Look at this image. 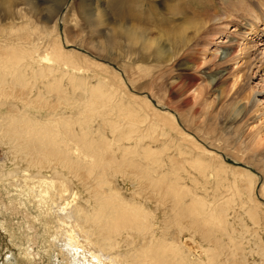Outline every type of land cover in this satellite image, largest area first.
Returning <instances> with one entry per match:
<instances>
[{
	"label": "bare ground",
	"instance_id": "bare-ground-1",
	"mask_svg": "<svg viewBox=\"0 0 264 264\" xmlns=\"http://www.w3.org/2000/svg\"><path fill=\"white\" fill-rule=\"evenodd\" d=\"M60 1L52 0L51 6L40 8L33 0H24L33 19L24 15L23 26L0 28V148L4 157L0 161L1 231L11 241L13 229L7 228L4 216L7 214L10 222L18 216L17 222L23 229L21 240L26 247H19L17 256L35 264H47L43 259L52 251L63 264H218L220 256L210 255L212 248L204 252L195 246L192 253L197 250L208 260L198 254L195 259L192 256L191 263L187 262V249L177 245L166 247L164 235L175 225L182 236L184 230H190L200 233L202 241H208L210 230L216 227L232 240L225 222L230 203L219 202L216 197L218 200L211 204L215 196L210 194L212 189L225 186V179L218 176L223 170L213 166L208 173L200 164L203 156L195 155L189 147L191 142L187 141L185 150L179 141L169 138L176 144L178 158L187 155V196L179 189L176 191L178 184L167 181L168 172L163 166L174 161L168 153L171 148L163 142L154 152L141 145L140 138L149 129L166 132L169 127L148 121L149 106L132 96L133 84L145 78L149 69L132 66L127 60L133 56L139 63H166L174 53L187 54L195 46L193 60L197 65L206 62L208 52L213 56L210 61L216 59L218 64L241 61L247 72L254 70L253 78L264 85V43L251 44L253 37L264 38V0H221L228 19L222 22L223 27H210L203 22L197 23L199 26L187 25L185 16V25L177 23L176 30L158 32L159 36L152 38L146 35L147 29L139 26H112L92 0L80 3V15L86 23L91 21L98 27L94 32L103 38L90 44L95 57H110L119 40L124 54L128 53L124 59L127 64L120 68V82L109 68L95 65L88 69L79 61L69 60L72 51L65 50L58 35L62 19ZM0 7V17L13 19V0H1ZM37 19L40 24L35 22ZM229 24L231 30L227 28ZM187 30L198 35L188 33L187 37ZM227 38L223 45L222 39ZM212 47L215 48L211 50ZM79 56L85 58L80 53ZM157 69L149 82L160 88L162 84L157 82L164 70ZM196 80L190 76L184 88L172 85L183 103L197 100ZM77 91L80 94L76 97ZM253 93L256 97L264 96V88ZM201 103L211 106L205 101ZM223 110L220 107L219 112ZM258 110L245 106L238 118L240 125L234 128L236 133L240 129L247 132L246 146L251 144L255 148L264 134L262 113ZM203 146L206 149L195 145L208 154L207 150L215 144L207 141ZM119 176L136 188L131 202L118 192L115 184ZM254 183L249 202L257 219ZM232 197L234 201L237 198L234 193ZM149 203L155 204V210L146 212L144 205ZM160 215L166 219L159 220ZM159 240L163 244L154 246ZM218 241V237H213L208 242L214 245ZM33 245L40 246L44 255L32 252Z\"/></svg>",
	"mask_w": 264,
	"mask_h": 264
},
{
	"label": "rangeland",
	"instance_id": "rangeland-1",
	"mask_svg": "<svg viewBox=\"0 0 264 264\" xmlns=\"http://www.w3.org/2000/svg\"><path fill=\"white\" fill-rule=\"evenodd\" d=\"M33 1L38 3L40 8L52 5V0H46L47 3L44 4L40 0ZM13 2V19L0 17V28H8L11 25H16L15 27L23 26L26 21L24 15L29 20L33 19L30 13L26 11L27 6L24 0H13ZM60 2L62 4L60 10L62 19L59 21L58 35L65 50L67 52L72 51L69 54L71 56L69 60L79 61L82 67L84 65L88 69H94L95 65L109 68L118 75L119 82L123 78L120 68L124 64L141 65L149 69V72L145 74V78L133 84L132 89L135 90V93L132 96L149 106L150 111L148 112L151 113V116L148 121H154L158 125L166 124L169 128L166 132L159 129L147 130L144 134L145 137L140 138V144L151 147L154 152L158 151L157 149L160 148V144L163 142L171 148L168 153L173 156L174 161L172 164L167 163L163 168L168 172L167 181L178 184L176 191L179 189L185 197L187 196V162L184 161V159H187V155L183 154L181 158H178L174 150L176 144L174 145L173 142L169 141V138L179 141L178 143L185 150H187V141L191 142L189 147L195 155L200 154L203 156L204 161L200 164L207 169L208 173L213 166H216L218 170H223L218 176L225 179V181H222V185L225 186L216 190L212 189V193L211 190L209 192L215 195L211 198L213 200L211 204L218 200L216 197L220 198L219 202L227 201L230 203L228 210L225 212V222L232 240H228V235L220 234L221 230L218 231V228L215 227L210 230L211 238L218 237L219 241L213 245L208 242L211 238L208 241H202L200 233L190 230H184L182 234L185 235L182 236L178 228L173 225L169 232L164 235L166 247L177 245L184 250L187 249L184 254H187V262L189 263L192 262L190 260L192 256L195 259L197 257L195 255L198 254L202 256L203 260H208L197 250L192 253L191 248L195 246L204 252L212 248L213 251L210 255L219 254L220 256L217 259L218 264H222L221 262L223 264H264V196L262 195V188L264 189V134L259 147L255 148L251 144L246 146L247 132L240 129L236 133L234 129L237 125H240L238 118L242 109L249 105L252 110L256 107L260 109L257 113H262L261 124L264 132V96L259 95L256 97L253 95L255 90L263 89L264 85L258 82V78H253L255 77L254 70L253 72H247L241 61L218 64L219 61L215 59L211 62L213 56L209 52L206 62L199 66L193 60L197 51L195 46L187 50V54L174 53L166 63H157L153 60H145L139 63L133 56L130 57V60H127V63H124L128 53L124 54L125 49L120 48L121 40L111 49L110 57L101 55L102 57L97 58L95 57L96 54L90 49V44L101 38L94 32L98 27L93 26L91 21L86 23L78 9L79 4L85 3L86 0H61ZM93 3L98 4V11L107 22H111L112 26L122 24L139 26L147 29L146 35L151 38L158 37V32L166 33L176 30L174 26L177 23H181L182 27L185 25V16L187 17V25L199 26L197 23L203 22L215 28L218 26L223 27L222 22L228 20L221 8L224 6L221 0H92ZM184 6H187V9ZM177 11H179L178 14H176ZM218 18H220L219 21L216 20ZM35 22L40 24L38 19ZM51 24L52 22L46 24V26L48 27ZM206 28L204 27V29ZM227 28L230 29V24ZM222 32L225 33L226 31ZM188 33L193 37L198 35L194 36L192 30H187V37H189ZM249 37L252 38V35ZM263 39L258 36L253 37L251 44H262L264 43L262 42ZM222 40L225 41L223 45H226L228 38ZM67 41L70 43L68 47L66 46ZM214 48L212 47L211 50ZM79 53L82 56L85 55V58H81ZM158 67L164 70V76L157 82L162 84L160 88L149 82L150 77L152 78L159 71ZM190 76L195 77L197 79L195 82L199 84L197 88L198 97L194 103H183L179 92L173 89L172 85L184 88L187 86ZM211 79H214V81L210 82ZM78 93L80 94L77 91L74 95L77 94V97L79 96ZM200 101L208 102L209 106L212 107L204 106L202 103L200 105ZM220 107L224 108L221 112H219ZM62 109L69 112L67 108L63 107ZM204 112L206 114H203ZM244 124L246 123H242L240 128ZM206 140L215 144L213 149L207 150L209 151L208 154L202 153L195 147V145L206 146ZM2 155V149L0 148V161L4 159ZM210 155L213 156V159ZM147 160L151 159L147 158ZM178 177L182 179H178ZM117 178L115 185L118 192L131 202L132 192L136 188L120 176ZM253 183L254 189L256 188L253 192V198L258 207L257 219L252 215L250 207L253 204L249 202V191ZM200 185H202L201 180ZM227 185L229 189H227L228 187L224 188ZM233 193L237 196L235 201L234 197L231 199ZM184 200L187 201V198ZM144 206L147 207L146 212L155 210L154 203L145 204ZM158 214L160 213L158 212ZM2 217L3 215H0V220H3ZM4 218L6 219L7 228L11 227L13 229V237L10 241V238L3 234L0 229V264H35L25 262L17 256L19 247H26L20 236V231H23V229L18 224L19 217H15L11 222L7 214ZM161 219H166V216L160 215L159 220ZM214 231L217 232L214 233ZM156 244H163V242L159 240L154 246ZM31 251L38 253L39 256L43 254L40 246L33 245ZM54 254L55 251L48 252L43 261H48L47 264H63V261L55 259ZM37 264L43 263L38 262Z\"/></svg>",
	"mask_w": 264,
	"mask_h": 264
}]
</instances>
